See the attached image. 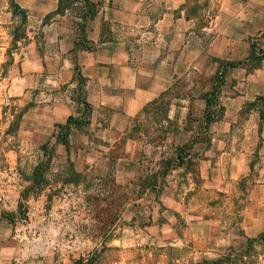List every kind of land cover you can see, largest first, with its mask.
Listing matches in <instances>:
<instances>
[{
	"label": "rangeland",
	"instance_id": "rangeland-1",
	"mask_svg": "<svg viewBox=\"0 0 264 264\" xmlns=\"http://www.w3.org/2000/svg\"><path fill=\"white\" fill-rule=\"evenodd\" d=\"M15 1L27 11L28 23L23 26L26 38L13 46V30L21 25L20 18L13 15L10 0H0V222H5L0 226V264H74L80 258L91 260L88 264H264V240L255 242L252 248L237 244L236 250L231 247L232 251L220 252L219 243L212 241L207 245L208 250L203 251L205 254H200L192 243L179 248L161 238L148 237V225L143 218L148 212L139 203L145 190L137 188L138 181L128 188L118 187L113 171L124 138L146 137L148 142L164 146L168 154L175 150L174 141L166 140L167 133L174 140L178 132V122L167 117L173 96H163L133 123L107 161L111 177H102L101 168L93 165L97 161L83 153L79 155V149L84 148L80 135L90 132L87 123L92 109L87 105V96L79 83L71 87L70 83H59L52 77L57 65L65 69L69 66L67 59L74 65L76 74L75 51L61 53L56 32L63 25L71 26L72 38L86 45L83 39L87 40V23L81 16L90 11L89 3L87 0ZM60 1L64 9L62 14H57ZM186 6L195 22L193 34H189L192 45L207 50L213 37L222 34L228 22H233L238 26L236 33L245 35L251 44L250 53L245 56L253 60L251 65L258 62V68L264 69V0H189ZM253 7L260 8L259 15L251 13ZM9 49L11 57L7 56ZM204 59L201 65L206 67L208 58L203 63ZM254 67L257 66L248 67L247 73L253 72ZM217 68L223 71L224 64L219 62ZM206 71L205 68L194 80L204 88V94L219 83L220 77L219 73L216 79L210 78ZM232 71H228V76ZM242 74L243 71L238 73ZM191 78L180 82L177 86L180 91L173 95L192 97L197 84H191ZM74 80L78 81L76 77ZM67 98L74 100L69 117L76 118L78 123L63 129L59 124L50 126L49 137L42 136L35 128L37 115L53 103L68 102ZM255 108L264 113V101L258 100ZM192 110L195 112L194 107ZM241 117L236 128L238 139L245 130V113ZM197 118L190 112L188 130L195 129L193 121ZM23 122L27 123L23 125ZM66 139L69 156L63 144ZM195 181L199 189L192 193L189 202L198 208L195 213L223 218L221 238L243 236L240 213L246 204L243 186L247 183H240L228 197L210 193L203 188L201 180L195 177ZM6 182L9 188L2 191ZM23 193L26 199L22 201L23 209L18 211ZM178 193L183 196L185 192ZM153 194L158 198V192ZM184 227L186 223L180 219L178 228Z\"/></svg>",
	"mask_w": 264,
	"mask_h": 264
},
{
	"label": "crops",
	"instance_id": "crops-1",
	"mask_svg": "<svg viewBox=\"0 0 264 264\" xmlns=\"http://www.w3.org/2000/svg\"><path fill=\"white\" fill-rule=\"evenodd\" d=\"M91 1L98 5L99 12L95 19L86 22L89 47L76 46L71 26L63 25L56 32L59 51L63 54L75 51L85 81L83 93L92 108L90 132L80 135L84 148L79 149V155L83 153L97 161L93 165L101 168L100 175L111 177L107 161L116 143L127 135L149 105L167 94L172 95L174 100L169 104L167 117L178 122V132L174 140L167 133L166 140L174 141L175 150L168 154L164 146L148 142L146 137L124 138L113 171L118 187H131L133 181H138L137 188L145 190L139 203L148 212L143 216L148 237L161 238L179 248L192 243L200 254H205L203 251L208 250L207 245L212 241L219 243L220 252L232 251L231 247L236 250L237 244L247 245L248 240L261 237L264 234V113L251 104L264 101V69L247 73V65L227 66L222 85L216 88L214 84L206 94L194 82L205 68L206 75L216 79L222 72L217 68L219 62L226 65L249 59L245 55L250 53L251 44L246 36L236 33L238 26L228 22L222 34L215 35L205 50L190 41L195 22L186 18L189 0ZM258 9L253 7L251 13L259 15ZM203 58H208L206 67L201 65ZM67 62L66 69L57 65L52 77L76 87L74 65L68 59ZM230 69L233 71L228 76ZM240 71L242 76L238 75ZM189 78L191 84H197L193 96H174L180 91L179 83ZM215 88L218 92L213 95ZM213 96L215 104L209 109L207 99ZM67 99L68 102L53 103L37 115L35 128L42 136L49 137L50 126L64 124L73 113L74 100ZM209 110L213 114L210 120ZM190 112L198 117L193 121L192 131L186 128ZM242 113L246 116L245 130L238 139L236 128ZM185 147V161L180 165L179 150ZM64 148L69 156V150ZM195 177L210 193L228 197L240 183H247L243 186L246 204L240 213L243 236L221 238L223 218L195 213L198 208L189 203L192 193L199 189ZM5 184L2 191L9 188ZM181 191L185 192L183 196L178 193ZM154 192L159 193L158 198ZM180 219L186 223L183 229L178 228ZM1 225L5 222H0ZM213 255L223 257V254Z\"/></svg>",
	"mask_w": 264,
	"mask_h": 264
},
{
	"label": "trees",
	"instance_id": "trees-1",
	"mask_svg": "<svg viewBox=\"0 0 264 264\" xmlns=\"http://www.w3.org/2000/svg\"><path fill=\"white\" fill-rule=\"evenodd\" d=\"M87 3H89V6H90V11L89 12H87L86 14H84L83 16H81V19H82V21L84 22V23H86L88 20H93V19H95V17H97V15H98V12H99V8H98V5H96V4H94L91 0H87ZM10 4H11V9H12V13H13V15L14 16H16V17H19L20 18V22H21V25L20 26H16L15 28H14V30H13V34H12V39H13V46H16L17 45V43L20 41V40H23V39H25L26 38V30H25V28H23V26H26L27 25V23H28V13H27V11L25 10V9H23L15 0H10ZM64 8L62 7V1H60L59 2V4H58V8H57V10H56V13L57 14H62V10H63ZM186 18L187 19H191L190 18V15L187 13V15H186ZM84 41H87L86 39H83ZM82 43L83 42H78V41H76V46L77 47H79V48H87V47H89V45L87 44L88 42H86L85 44L86 45H82ZM11 49H9L8 50V53H7V56L8 57H11ZM253 60H251L250 58L249 59H247V60H245V61H240V62H231V63H229V64H224V69H226L227 68V66H229L230 68H236V67H239V66H243V65H247L248 67H252L253 65L254 66H257V67H254V70L255 69H257L258 68V62H256L257 64H253V65H251L253 62H252ZM224 69H223V71L221 72V75H219L220 77H219V83L217 82V85L215 86L216 88H218V87H220L221 85H222V83H223V79H224V77H225V75H224V73H225V71H224ZM75 70H76V75H75V77H76V79L79 81L78 83H79V85H81V87H80V90H82L83 91V85H84V83H85V81H84V78L82 77V75H81V70H80V68H79V66H76V68H75ZM250 71H253V70H250ZM215 88V91H214V94L213 95H216V93L218 92V89H216ZM214 100H215V97L213 96V97H209L208 99H207V105L209 106V109L210 108H212L213 107V104H215L214 103ZM156 103V102H155ZM154 104V103H153ZM87 105H90V104H88L87 103ZM152 105V104H151ZM251 105H253V106H255L256 105V103H253V104H251ZM150 106V105H149ZM90 107H91V105H90ZM149 108V107H148ZM147 108V109H148ZM92 109V108H91ZM147 109H145V111L147 110ZM212 111L211 110H209L208 111V113H207V119H211L212 118ZM77 122V119L76 118H72V117H69L67 120H66V122H65V124H59L58 125V127L60 128V129H63V128H66V127H69L71 124H74V123H76ZM78 123V122H77ZM89 124V121H88V123H87V125ZM63 144H64V146L67 148V150H69V143H68V141H67V139H66V142H63ZM186 151V147L185 148H181L180 150H179V154H178V159H179V163H180V165H182L183 163H184V161H185V157L183 156L184 155V152ZM24 199H26V196H25V193H23V194H21V199H20V201L18 202V211H21L22 209H23V202L22 201H24ZM10 220V219H9ZM264 240V234L263 235H261V237H259V238H256V239H250V240H248V242H247V246H248V248H252L253 247V245H254V243L255 242H259V241H263ZM227 260V259H226ZM90 261L91 260H87V259H85V258H80L78 261H76L74 264H88V263H90ZM220 261H223V260H220ZM211 263H213V262H211Z\"/></svg>",
	"mask_w": 264,
	"mask_h": 264
}]
</instances>
